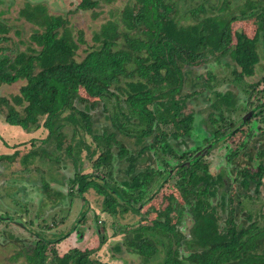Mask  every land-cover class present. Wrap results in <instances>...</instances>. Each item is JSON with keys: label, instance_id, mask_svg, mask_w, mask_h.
I'll list each match as a JSON object with an SVG mask.
<instances>
[{"label": "trees", "instance_id": "trees-1", "mask_svg": "<svg viewBox=\"0 0 264 264\" xmlns=\"http://www.w3.org/2000/svg\"><path fill=\"white\" fill-rule=\"evenodd\" d=\"M229 1L128 0L120 18L108 20L100 32L92 35L93 43L84 48L80 58L77 50L85 43L84 39L72 34L66 17L50 13L47 6L38 1H26L18 14L38 29L31 33L24 50L0 59V71L7 81L25 80L20 94L12 98L16 105L23 107L25 116L21 117L20 111L9 105L4 119L25 128L42 124L51 131L60 121H69L90 130L88 113L79 108L78 102L86 96L105 99L104 95L116 96L117 92L126 95L124 101L128 109L135 112L143 102L151 103L158 97L155 95L158 87H168L166 94L173 95L188 72L183 67L192 59L225 52L226 44L232 39L231 23L245 18H256V32L249 38L235 31L237 43L232 54L244 64L246 73L251 72L259 58L258 41L264 46V0H232L234 7ZM98 3V0H79L77 8L94 9ZM8 31L6 23L0 21V33ZM6 40L8 36L0 35V42ZM121 80L126 83L122 89L118 88ZM161 90L158 89V95ZM177 116V127L187 133L191 114L182 117L178 110ZM110 155L106 151L101 158L107 159ZM202 170L203 176L192 173L176 183L182 191V202L176 203L175 211L177 199L171 195L165 209L156 215L165 229L140 222L130 232L127 248L143 262L159 251L158 246H163L162 264H264L261 240L264 227L256 225L250 212L242 214V220L234 218L235 215L239 218L241 212L239 196L248 199L250 194L238 188L233 190L222 178L207 174L205 165ZM87 185L88 182L81 186L80 181L79 188ZM241 185L247 189L250 183ZM145 191L132 195L122 189L118 194L132 204V200L141 199ZM124 208V211L129 210L125 205ZM110 209L114 210L113 205ZM132 209L137 212V208ZM174 211L177 222L184 220L185 215L190 218L188 235L172 222ZM247 221L250 223L244 226ZM156 229L160 231L159 240L151 234ZM164 237L167 242L161 245ZM104 241L105 236L101 235V243ZM36 243L26 258L29 263L44 264L43 252L48 249V243L43 240ZM119 249L116 245L115 250ZM48 251L55 264H100L89 257L92 250L75 249L68 252V257H62L57 255L53 244Z\"/></svg>", "mask_w": 264, "mask_h": 264}, {"label": "flooded vegetation", "instance_id": "flooded-vegetation-1", "mask_svg": "<svg viewBox=\"0 0 264 264\" xmlns=\"http://www.w3.org/2000/svg\"><path fill=\"white\" fill-rule=\"evenodd\" d=\"M0 35H6V33H0ZM233 39L235 40L234 42ZM236 40L237 37L233 34L232 39L226 44L227 50L223 53L217 51L215 54L192 59L189 65L183 67V69H188V72L184 75V80L180 82L181 85L177 87V91L173 95L166 94L168 87H158V89H162L161 95H158L160 91L155 89V95L158 97L152 100L151 103L146 101L143 104V102V105H139L135 112H131L128 109L124 101L126 95L121 92H117L118 96L104 95L105 99L84 97L85 100L78 102V105L81 110L88 113L90 130L80 128L77 124H71L69 121H60L58 123L60 127H57V124L54 127L55 131H50L42 124L25 128L20 124L7 122L4 117L9 111V105L20 111L21 117L25 116L24 111H22L23 107L16 105L12 99L15 95L20 94V88L25 84V80L7 81L0 71V84L10 85L17 81L24 82L20 86L18 93L12 94L9 98L0 96L1 129H5L9 135L14 136L13 139H19L24 134L29 136V138H33V135L31 136L32 132L40 127L46 131L45 137L39 139V145L35 143V140H31V148L23 155L19 150H14L12 153L0 152V161H9V163H13L12 161L21 155L19 161L23 169L20 176L27 180L15 192H11V198L9 196L10 201L7 202V205L12 204V202L14 204H12V208H9V211L7 209L4 212L2 211L0 222L17 225L31 236L30 226L14 218L15 215L16 217L18 216L19 211L23 207L22 199L19 200L17 196L25 197L28 194V189L35 190L42 200L47 198L45 205H47L48 209H51L58 199H61L60 201L63 203L62 200L69 196L70 203L73 195L76 194L81 211L78 210L76 212L78 216L73 220L66 234L57 236H64L63 239H65L73 232L79 231V229H75L79 223L78 221L84 218L87 211H93V209L96 210L97 208V212L93 213V217L95 227L98 225L102 228L100 233L96 230L98 245H102L106 241L105 224L108 217L113 219L115 216L132 215L127 216L130 221L124 227L128 230L131 220L134 219L133 214L145 217L147 214L142 215L140 213L141 209L164 190H170L165 196L167 204L170 202L171 195L176 197L177 201L174 202L176 211V203L182 202V191L176 183L188 178V175L192 173L195 176L196 174L203 176L202 168L205 165L207 174L219 179L222 178V182L227 185L231 184L233 190L238 188V191L250 194L248 199L239 196L241 200L240 209L242 210V207L249 203L253 213L250 210L247 212L253 214V220L256 221L258 227H264V224L261 225V222H264V216L257 217L255 215L264 214V85H261L264 83V66L259 63L261 62L259 55L254 69L246 73L244 64L239 63L232 54L234 45L237 43ZM3 42L5 41L0 43ZM259 49H264L261 40L257 43L258 54ZM3 51L0 48V59L4 56H11L7 53L4 54ZM202 69H205V72H202ZM125 84L121 80L118 88L122 89ZM112 92H115V90L112 89ZM120 95L124 96V98H121ZM1 99H4V101H1ZM199 100L203 103L201 109L184 111L189 101L193 104ZM97 107H100L99 112L104 119V121L98 123L96 120L99 116L97 118L94 117L96 118L95 120L89 113ZM178 110L182 117L191 114L190 129L187 133L176 125L178 116L175 117V114ZM6 123L12 126H8ZM77 128L81 129V132ZM14 130L19 132L18 135H15ZM82 131L90 134L93 145L86 143ZM68 138L69 141L64 146L65 140ZM237 138L238 140H235ZM227 140L230 141V145L227 146L225 153V163L217 174H212L209 172L208 164L204 161V158L211 150L217 147L218 143ZM41 144L42 146L40 147ZM61 150L64 152V157L57 153ZM82 151H85L84 159H86L83 162L81 160ZM106 151L111 155L107 159H102L101 156ZM37 158L59 163L60 166L61 163L66 166V158L71 163L73 170L71 175L66 178V181L70 184V189L68 188L64 192V186L62 185L66 183L63 182L62 185L54 189L50 186L45 175L40 176L38 180L32 179L31 176L28 179L27 174L23 170L29 169ZM88 164L91 170L85 172V165ZM83 178L84 182H88L89 185L80 189V181L81 186L85 184ZM56 179L58 180V178H55V181ZM242 182L250 183V186L244 189L241 185ZM122 189L132 195L138 194L140 190L146 191L141 199L137 198V201L133 199L131 204L127 198L118 194ZM17 192L18 195L16 196ZM88 194L97 197L96 203L90 202ZM112 205L114 210L110 211ZM124 205L129 210L124 211ZM132 207L134 209L137 208V212H133ZM165 207L161 210H156L151 206L150 209L155 210L157 215ZM26 211L25 209L24 212ZM175 211V221L172 222L176 224L179 231L188 235L189 228L186 230L184 227L188 216L186 217L185 215L184 220L177 222ZM144 219H139L136 227L140 225V222L144 223ZM157 220L160 221L159 216H157ZM28 223L30 224L32 221L29 220ZM110 223L113 230L114 226L112 225L114 223L112 221ZM57 228L60 227L56 223L50 226L39 225V230L32 234L33 239H35L34 247L37 246V240H43L48 243V249L53 244L56 245L61 242L63 239L57 243L53 242L55 238H58L54 237ZM132 229L134 228H129L130 232ZM122 232V229H115L112 234L116 235ZM159 232L156 229L151 234L159 240ZM6 235L2 237V241H7L8 236ZM80 235H83L82 231L78 236L76 235L78 239L81 238ZM101 235L105 236V241L102 243ZM14 237L15 241L18 242L15 245H18L19 250H17L15 257L24 256V259L28 262L26 255L31 253L32 249L28 250L25 248L24 243H26L27 238ZM82 237L85 238L84 240L89 238L88 235H83ZM165 238H163V243L166 240ZM81 240L83 239L81 238ZM261 240L262 246H264V239ZM127 241L128 238L126 243ZM89 243H91V240H89ZM165 243L161 245H165ZM48 249L43 252L45 259L47 258V252H49ZM77 250L81 252L89 249L81 246ZM57 255L68 257L69 253H60L57 250ZM89 257L91 258V255ZM45 259L44 264H48ZM91 259L95 261L94 258Z\"/></svg>", "mask_w": 264, "mask_h": 264}, {"label": "rangeland", "instance_id": "rangeland-1", "mask_svg": "<svg viewBox=\"0 0 264 264\" xmlns=\"http://www.w3.org/2000/svg\"><path fill=\"white\" fill-rule=\"evenodd\" d=\"M26 1L42 2L47 6L50 13L63 14L66 17L67 25L72 34L74 36L79 34L84 39L85 43H81L79 49L77 50L78 56L80 58V56L84 54V48L93 43L92 35L95 32H100L102 29L101 26L108 20H117V18H120V13L128 0H98L99 3L97 5V8L88 10H81L77 8L79 0H0V21L6 23L9 29V31L6 33V36H8V40L0 43V45L4 46L2 48V50H4V54L7 53L13 55L18 50H24L25 46L29 44V37L31 33L34 32V30L38 29L34 23L33 25L32 23L26 21L24 18L20 17V15L18 14V10L22 7V5L26 3ZM229 2L231 5L233 1L230 0ZM234 6L235 3L231 5V7ZM255 20L256 18H245L232 22L231 34L233 35L235 31H241L249 37L254 36L256 32ZM234 41L235 40L233 39V42ZM259 55L261 57V62L259 63L261 66H264V49H259ZM202 72H205V69H202ZM22 84H24L23 81H17L10 85L4 83L0 84V96L9 98L12 94L18 93L19 88ZM261 85H264V83ZM120 97L124 98V96L122 95H120ZM202 105L203 103L200 100L194 102L193 104L189 101L184 108V111L188 112L190 110L201 109ZM99 108L100 107H97L89 112L91 117H93V119L95 120L97 116H99L96 120L97 123L104 121V119L102 118V114H100L99 112ZM7 125L12 126L9 124ZM1 128L2 126L0 125V152L5 151L8 153H12L14 152V150H19L23 155L27 150L31 148V140H35V143L39 145V139L44 138L46 135V131L40 127L36 131L32 132L31 136L33 135V138H29V136H25L24 134V136L19 139H13L14 136L9 135L5 129L2 130ZM77 129L81 132V129ZM21 130L23 129L21 128ZM13 132L15 133V135H18L19 133L17 130H14ZM82 134L86 143L89 145H93L90 134L85 133L84 131H82ZM235 140H238V138ZM68 141L69 138L65 140L64 146L67 145ZM229 145L230 141L228 140L218 143L217 147L211 150L210 153L204 158V161L208 164L210 173L217 174V172L220 171V168L225 163V153L227 151V146ZM41 146L42 144L40 145V147ZM47 148L49 149V147ZM57 153L61 154L64 157V152L62 150ZM84 155L85 151H82V162L86 160L84 159ZM20 156L21 155L17 156L14 161H12L13 163H9V161H0V214L2 213V211L4 212L6 209L9 211V208H12V204H14L13 202L12 204L7 205V202L10 201L9 196L11 192H15L18 187L24 185L27 181L25 178H21L20 176L21 170L23 169V166L19 161ZM65 164L66 166L61 163L60 166L59 163H55L47 159L40 160V158H37L35 163L30 165L29 169L23 171L25 172V174H27L28 179L29 176H31L32 179L35 178L38 180L40 176L45 175V177L49 181L50 186H52L54 189L55 187L62 185V182L66 183L62 185L64 186L63 191L65 192L68 188L70 189V184L68 183V181H66V178L67 176L71 175V171H73L71 163L66 160V158ZM84 169L85 172L91 170L89 164L85 165ZM61 171H63V173H61ZM55 178H58V180L56 179L55 181ZM233 186L235 187V185ZM169 191L164 190L163 192L159 193L153 200L150 201V203H148L141 209L140 213L142 215L147 214L145 217H140L141 215L133 214L134 219L131 220L132 222L128 227L135 228L139 223L138 220L141 218H145L143 220L144 223L151 225L153 224L152 226H156L160 229H165V226L157 220L156 211L150 208L151 206H153L156 210L163 209L167 204V199L165 198V196ZM17 195L18 192L16 193V196ZM88 197L90 198V202H92L93 204L96 203L95 200L97 197L91 194H88ZM17 198L19 200L22 199L23 207L21 208V211H19L18 216L16 217L15 215L14 218L18 221L20 220L24 224L27 223L28 226H30V232L32 233L30 236L26 231L21 230V228L17 225L0 222V264H34V262H27L24 259V256L15 257V254L18 250V245H15L17 241H15L14 236L26 237L27 241L26 243H24L25 248L30 250L34 247L35 240L33 239L34 237L32 236V234H34L35 231L39 230V225L50 226L54 223L58 224V226L62 228H57V232L54 234V237H58L61 234H66V231L68 230V228L70 229L73 220L76 218V216H78L76 212L78 210L81 211V207H79L78 205L79 201L76 194L73 195L72 202L70 203L69 196L65 197L62 200L63 203H61V199H58L57 202L53 204V207L51 209H48L47 205H45V203L47 202V198H44L42 200L40 195L32 189H28L27 196H17ZM212 202L213 204H215L214 200H212ZM4 204L5 206H3ZM25 209L27 210L26 212H24ZM248 210L253 213L252 207L249 205V203L242 207L239 218L236 215L234 216V218L236 220H242L244 218L243 215ZM96 212L97 208L96 210L93 209V211H87V213L84 215V218L78 221L79 223L75 227V229H79V231L73 232V234L55 245L56 249L59 250L60 253H71L75 249H79L82 246L89 250H92L91 258H94V260L100 264H162L164 256L163 253L165 251L163 246H158L159 251L151 255L147 262H143L142 258L138 254H136L132 249L127 248V246L125 245L126 240L129 237L128 234L130 233V230L129 228L128 230H126L124 227H126V225L130 221L127 216L132 215H124L118 217L115 216V218L113 219H111V217H108L105 224L106 241L102 245H98L96 230L100 233L102 232V228L98 225H96L95 227L93 213L95 214ZM29 220H31L32 223L29 224ZM60 220L62 221L61 226ZM111 221L114 223L112 226L115 227H113V230L110 223ZM172 221H175V213L172 214ZM249 223L250 221H247L246 223H244V226H247ZM20 224L23 225L22 223ZM263 224L264 222L262 221L261 225ZM190 225L191 220L189 217H187V220L184 223V227L186 228V230L190 227ZM115 229H122L123 232L113 235L112 232H114ZM80 230L82 231L83 235H88L89 238L87 240H84L85 238L82 237L83 235H80L83 240H81V238L78 239L77 236L80 234ZM75 233L77 236L74 235ZM5 235L8 236V239L7 241H2V237H4ZM89 240H91V243H89ZM165 242L166 240L164 241V243ZM117 244L120 247L119 250H115L114 248ZM46 257L47 258L45 260L48 261V264H55L54 258L49 254V252H47Z\"/></svg>", "mask_w": 264, "mask_h": 264}]
</instances>
